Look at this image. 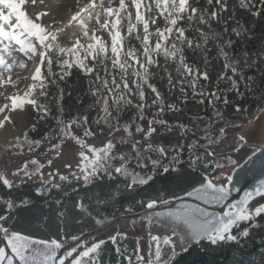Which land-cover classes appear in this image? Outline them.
I'll return each mask as SVG.
<instances>
[{
	"label": "trees",
	"instance_id": "obj_1",
	"mask_svg": "<svg viewBox=\"0 0 264 264\" xmlns=\"http://www.w3.org/2000/svg\"><path fill=\"white\" fill-rule=\"evenodd\" d=\"M203 4L204 0H200V5ZM110 6L117 8L119 0H112ZM24 7L26 9V4ZM126 12H129L128 8ZM125 14L124 11L120 13L121 17ZM144 14L148 15L147 12ZM227 17L231 19L225 26L223 19ZM114 18L110 17V21ZM126 24L127 20L121 19L122 35L126 34ZM237 25L246 29L241 37H236L231 32V29ZM156 26L162 27L163 21L157 20ZM224 27L229 29L227 34H223ZM153 30L154 26L150 24V31ZM201 31L208 34L206 40L201 35ZM186 36L193 40L194 45L197 42L200 44L198 48L185 47L183 54L186 62L193 68L206 70L209 76L207 81L198 80L197 92L211 93L217 90L222 95L219 100L211 96H194L185 83L184 87L187 91L182 97L179 84L175 89L168 84V73L172 74L174 82L181 78L179 72L176 71L177 62L172 59L165 62L161 55L157 57L159 65L149 67V71L154 75L149 78L148 83L154 84L161 93L165 107L163 115L157 112V105L152 104L156 96L147 85L144 87L145 99L143 101L139 98L138 90L133 87V94L126 97L131 101L130 104H123L122 108L120 105H113V97L123 90L121 88L108 97L109 105H113L110 108L112 117L109 118L108 123H105L102 119L105 113L101 109L104 106L102 97L108 95L107 90L101 87V94L94 97L92 92L95 91V87L92 74L73 66L67 70L70 74L60 80L62 69L56 63L52 64L51 72L56 75L49 79L55 82H45L43 91L47 93V98L38 97L39 88L33 93L34 97H38V103L44 104L49 111L44 113L35 107L36 116L32 125L24 130L23 136L17 139L16 144L4 146L5 160L0 162V177L5 178V168L9 164L8 154H17L31 147L37 141L45 139L54 130L70 131L69 123L85 115L88 117L87 121L71 124L76 125L83 134L88 130L93 133L86 137L111 139L116 144L114 153L117 156L123 154L129 159L135 153L132 144L135 141L142 142L144 135L136 132L135 128L139 126L145 130L144 124H148L153 116L156 119L166 120L171 125V130L153 125L157 130L149 139L163 145L167 156L160 158L154 170L148 163L147 157L151 155L152 159H157L158 153L142 152L136 157L137 160L148 164V167L142 169L133 161L130 170L134 169L144 178L151 175L152 179L147 184H136L131 188L127 187L130 183V178L127 176L113 171L111 175L103 173L85 180L86 174L81 168L68 176L60 175L57 182H52L51 178L41 177V163L35 159H29L23 165L21 176H25V170L32 173L31 176H25L26 179L13 184L11 188L0 181V215L7 217L2 222L6 227L34 237L64 240L101 226L120 214L141 210L151 200H160L183 193L204 181L205 175H212L217 169L232 164L229 157L215 156L209 148L226 137L229 128H240L264 110V3L261 0H251V4L244 8L237 0H229V11L222 14L220 24L212 22L210 26H201L192 21L191 26L187 28ZM229 37L233 41L230 49L223 43ZM81 42L87 43L83 39ZM129 45L135 49L141 48L140 41L134 37L125 40L126 49ZM221 48L243 60L240 76L235 78L237 80L240 77L247 79L241 81L239 92L232 91L230 82L226 79L223 81L219 79L220 74L224 72ZM107 63L113 72L118 71V69H112L110 61ZM43 72L48 75L47 66ZM227 74L232 75L230 71ZM132 79L131 76L128 77L130 86ZM184 79L187 81L192 77H184ZM245 83L249 86L246 87ZM151 94H153L152 97ZM225 96L228 100L226 104L224 103ZM209 99L213 100L211 104ZM97 100H101V103H97ZM201 100L203 103L199 102ZM141 103L145 105L144 108L138 107ZM168 104H175L180 111H169ZM59 108H62V111H59ZM115 108H120V111H115ZM141 116L144 119H140ZM126 124L132 125L127 131L124 128ZM113 126L118 130L111 131ZM118 131H123V135L113 137ZM33 161L37 163L34 164ZM25 165H27L26 169ZM118 165V160L113 161L112 168ZM38 167L39 172L36 171ZM163 168L169 170L165 172ZM33 176L36 178H32ZM61 176L67 179L61 180ZM221 177V174H217L214 179ZM54 185H59V187H54ZM21 200L27 203L21 204ZM9 202H13L14 207L7 208L6 205ZM81 202L87 205L85 209L76 207ZM244 229H248V236L241 235ZM231 234L238 235L239 238L236 241L225 240L219 244L202 241L186 251L175 250L172 244L164 243V237H160L161 260L164 264H264V213L259 216L254 215L251 221L238 223ZM141 240L139 236L120 233L114 242L109 238L105 239V243L93 255L98 256L99 264H131L139 260L136 259L137 255L142 257ZM1 245L0 240V247ZM129 257L131 260L128 259ZM155 264H161V261L155 259Z\"/></svg>",
	"mask_w": 264,
	"mask_h": 264
},
{
	"label": "snow or ice",
	"instance_id": "obj_2",
	"mask_svg": "<svg viewBox=\"0 0 264 264\" xmlns=\"http://www.w3.org/2000/svg\"><path fill=\"white\" fill-rule=\"evenodd\" d=\"M27 2L28 0H0V68H3L5 72L13 68L14 64L17 62L15 59L10 61L6 57H11L12 53L17 50L24 52L26 55H30V57L39 56V64L31 77L36 83L31 84L28 91L24 92L22 96L13 95L8 97L11 101V108L9 109V105L5 104L0 107V113H4L5 109L14 111L18 108H23L25 104L35 106L38 111L47 113L49 108L44 104H39L38 97H44L46 99L47 93L43 91L45 82H55L49 79V77L56 75L51 72L53 63H56L62 69V74L59 76L60 80H63L65 75L70 74L67 71L68 69L76 66L82 71L94 76L95 91L92 92L94 97L101 94V87L107 90L108 95L102 97L104 106L101 109V111L105 113V116L102 117L105 123H108L109 118L112 117L110 108L113 107V105H120L122 108L123 104L131 103L126 97L133 94V87L138 90L139 98L143 101L145 99V85H147L156 96L152 104L157 105V112L161 115L164 114L165 107L161 93L154 84L148 83L149 78L154 75L149 71V67L158 66L159 61L157 57L161 55L165 62L169 59L177 62L176 71L179 72L181 78L174 82L172 74L168 73V84L173 89L179 84V91L182 97L187 91L184 87L185 83H187V87L192 90L194 96H211L219 100L222 95V93L217 90H213L211 93L207 91L197 92L198 80L207 81L209 79L208 72L206 70L191 67L186 62V57L183 53L185 47L191 49L194 46L197 48L200 46L199 42L194 45L193 40L188 39L186 36L187 28L191 26L192 21H195L201 26H210L212 22L220 24L222 14L229 11V0H204L203 5H200V0H131L136 11L135 23L132 22V14L126 12L127 6L125 0H119V6L117 8L109 6L105 9L108 17L115 18L111 21L105 19L103 24H99L98 14L96 17H93L92 12L89 11V9H94L96 7V0H91V3L76 12L71 19L77 21L82 26L84 29L83 36H88V22H86L84 18H81L82 13L87 14V21H91L95 18L99 28L109 32L111 36L110 46L93 31L90 38L94 41L93 43H82L81 39L78 38L71 47L62 46L59 42L58 32L63 31V29H57L52 25L46 26L39 22L42 16L47 15L46 12L37 13L34 18L29 16L24 7ZM237 2L244 8H247L251 4V0H237ZM261 2L264 3V0H261ZM31 3L34 5L36 0H31ZM111 3L112 0H109V4ZM153 9H155V11H153ZM122 11L126 13L124 17L120 15ZM145 12L148 13L147 16H145ZM257 14H259V12H257ZM121 19L127 20L125 35L121 34ZM229 19H231V17L223 19V24L225 26ZM157 20L163 21L162 27L156 26ZM138 24L142 26V36L140 34L141 30L137 28ZM150 24L154 26L153 31H150ZM228 31L229 29L224 27L223 34H227ZM231 32L236 37H241L245 34L246 29L240 28L239 25H237L231 29ZM201 35L205 40L207 39V33L201 31ZM133 37L140 41V49H135L130 45L126 49L125 40ZM152 37H155V39H152ZM217 38H219V36H217ZM223 43L230 49L233 41L229 37L227 40H224ZM17 45L19 46L18 49L15 47ZM220 52L224 58V72L220 74L219 79L222 81L226 79L230 82V89L239 92L241 81L247 79L245 77H240L239 80L235 78L240 76L243 60L238 59L234 54H230L229 51H224L223 48L220 49ZM107 61L111 62L112 69H118V71L113 72L109 69ZM45 66H47L48 75H45L43 72ZM229 71L232 73L230 76L227 74ZM165 72H167V69H165ZM101 73H103V75H101ZM129 76L133 78L131 86L128 80ZM184 77H192V79L185 81ZM5 83L15 84L16 81H13L11 76L5 79L4 73L0 72V86H3ZM245 86L248 87L249 85L245 83ZM37 88H39L40 91L38 97H34L33 93L36 92ZM121 88L123 90L113 97V105H109L108 97ZM240 94L243 95V93ZM96 102L101 103V100H97ZM199 102L203 103V100ZM212 102L213 100L209 99V103L211 104ZM224 103H228L226 96L224 97ZM138 107L144 108L145 105L141 103ZM167 109L171 112L180 111L175 104H168ZM58 110L62 111V108ZM114 110L119 112L120 108H115ZM87 119L88 117L86 115L78 117L71 121L68 127H71V123L87 121ZM140 119H144V117L141 116ZM9 120L10 117L4 115V121ZM148 124L149 127L147 131L139 126L135 128L136 132L143 133L144 135L142 137V142L135 141L132 144L135 153L131 159L123 154L117 156L113 151L116 148V144L111 139L99 148L87 145L84 141H80L81 145L88 149L87 152L81 151L79 153L80 164L78 167L86 174L84 177L85 180L95 178L103 173L111 175L114 171L115 173L130 178V183L127 185L128 188L136 184H147L149 180L152 179L151 175L144 178L140 176L139 173L135 172L134 169L130 170V165L135 161L142 169H145L148 167V164L137 160L136 157L140 156L142 152L149 154L158 153L159 157L157 159H152L151 155L147 157L148 163L152 165L154 170L156 165L159 164L160 158L167 156V152L163 145L154 143L149 139L157 130L153 125H159L166 130H171V125L168 121L156 119L155 116L148 121ZM2 126L3 121H0V127ZM131 127V124L124 125L126 131ZM182 127L186 128V126ZM116 130L118 129L115 126L111 129V131ZM92 134L90 130L84 133L85 136ZM130 134L131 133H129V135ZM77 139L79 140L78 137ZM89 153H91V155ZM195 159H199V157H195ZM116 160L119 161V165L113 169L112 163ZM33 163L35 164L37 162L33 161ZM48 163L50 164L51 161H48ZM26 168L27 165H25V169ZM168 170V168H163L165 172ZM36 171L39 172V167ZM24 175L31 176L32 173L25 170ZM60 179L64 180L67 178L61 176ZM229 179H231V177H229ZM0 181L8 188L13 187V184L4 177H0ZM54 187H59V185H54ZM209 189L212 191L209 192ZM227 192L228 188L226 186L217 185L213 183L211 179H208L201 187L196 188L193 192L187 193V195L193 196L198 193H203V196L200 197L201 199L207 198L209 202L222 203L226 199ZM20 203L24 204L27 202L21 200ZM156 203V201H151L147 206L152 208ZM164 203L167 204L168 202L164 201ZM6 207L12 208L14 207V203L9 202ZM76 207L85 209L87 205L81 202L78 203ZM232 209L233 210L224 213L223 216H217L209 213L206 209L182 206L181 209H177L174 213L169 212L168 215L174 216L177 220L182 219L183 223L188 226L186 236H182L181 239L198 240L207 238L215 244L224 240L236 241L239 237L238 235L231 234L232 227L237 225L240 221H251L254 215L259 216L264 213V205L257 206L254 211H250L247 208H238L236 205H232ZM6 219V216L0 215V233L5 235L8 244L11 246V251L15 253V256L18 257L19 261L23 262V264H53V262L57 260H59V264H65L66 256H73L80 246L78 244L76 247L67 250L66 256L59 255L57 250L64 248V244L57 240L37 239L21 234L18 231H9L8 227L2 223ZM175 235L176 232L173 231L171 236L164 237V243L172 244V236ZM241 235L248 236V229H244ZM72 239L78 240L79 238L72 237ZM109 239L114 242L116 236L110 237ZM153 239L158 241L154 254L155 259L161 261V264H164L161 260L162 253L159 247L160 237L155 236ZM104 243V240H100L93 243L90 247H86L75 256L72 260V264H99L98 256L93 254L97 253ZM172 247L174 248L175 245L172 244ZM183 250L186 251L187 249L185 248ZM128 259L131 260V257ZM136 259H142V257L137 255ZM5 260H7V264H13V258L7 255L5 248L0 247V264H3ZM149 264H152V262L149 261Z\"/></svg>",
	"mask_w": 264,
	"mask_h": 264
},
{
	"label": "rangeland",
	"instance_id": "obj_3",
	"mask_svg": "<svg viewBox=\"0 0 264 264\" xmlns=\"http://www.w3.org/2000/svg\"><path fill=\"white\" fill-rule=\"evenodd\" d=\"M46 1V2H45ZM49 1V2H48ZM74 2L75 6H77L79 3H81L83 0H36V3L33 5L31 3V0H28L26 3V10L31 17H35L37 13L46 12L47 15L42 16L41 22L42 24L48 26L52 25L55 28H58V21L56 20V17L54 15L52 7H54L57 12L58 11H67L69 13L74 9L73 7L66 8L64 6V2ZM125 4L128 8V11L132 14V20L135 23V15L136 11L134 6L131 3V0H125ZM102 11L98 14L99 15V24H103L105 19L110 20V17L107 16V13L105 12V9L110 6L109 0H102ZM95 17V16H93ZM88 22V32L89 37L83 36V31L81 33H72L70 37H59V42L64 46H69L73 44V42L76 41V39H83L87 43H93L94 41L91 38L92 32L95 31L96 35L101 37V39L106 42L109 46L111 43V36L108 31H105L101 28H99V25L97 24V21L95 18H93L91 21ZM137 28L141 30L142 33V26L137 25ZM78 27H75L74 31L76 32ZM140 33V34H141ZM74 34V35H73ZM17 49L19 46H15ZM7 58V57H6ZM9 60L15 59L17 62L15 65V68L11 69L8 72H5L3 68H0V72H3L5 75V79L8 76H11L13 81H16L15 84L12 83H5L4 87L12 88V90L8 91H2V86H0V107H2L5 104L9 105V109L11 108V101L8 99V97L13 95H23L24 92L28 91L29 86L33 83H36L31 79L32 75L35 72V69L37 65L39 64V56H31L26 55L24 52L21 51H14L12 53L11 57H8ZM24 65V66H21ZM152 93V92H151ZM153 94H151V97ZM9 109H5L4 113H0V121H3L4 115H8L10 117V120L7 121V124L4 125L6 130L9 132L16 131L18 132L15 136V140L11 143L3 144L0 140V162L5 160L4 158V146L6 145H14L17 143V139L21 138L23 136V132L26 128H28L35 120L36 116V108L35 106L25 104L23 108L16 109V115H11ZM14 116V117H13ZM264 119V110L260 112L252 121L242 125L240 128H229L227 130L229 137L232 135H235L237 133L242 134L246 136L250 141H256L260 142L263 139L264 133L261 132L262 127V121ZM20 121L23 122V125L19 127ZM149 127L147 123L144 124L145 131ZM263 131V129H262ZM123 135V131L116 132L113 137L121 136ZM79 138V140L77 139ZM80 141H84L87 145H92L94 147H102L104 143H106L107 139H97L93 137H86L81 130H79L76 125L71 124L70 131L65 130H54L52 131L45 139L37 141V143L32 144L31 147L22 150L21 152L17 154L10 153L7 156V159L9 161V164L5 168L4 176L7 180H9L12 184H17L21 182L22 180L26 179L27 177L21 176V172L23 170V165L29 160V159H35L38 162L41 163V169H40V175L43 179L51 178L52 182H57V179L60 175L68 176L70 173L78 169V165L80 164V156L79 153L81 151L87 152L88 149L83 147L80 143ZM224 142H222L219 145L214 146L211 149V152L213 154H221L218 150ZM250 152V149L248 147H243L239 149L238 151L226 154L225 157H229L231 159V165L228 167L217 169L214 174L209 175L210 178H212L215 181H222L225 180L227 175L230 173V171L233 169L234 165L238 162H240L248 153ZM91 155V153H89ZM48 161H51L49 164ZM19 170V171H18ZM217 174H221V178H216ZM214 175V176H213ZM32 178H36V176H33ZM218 183V182H217ZM264 204V196L256 199L249 207L248 210L254 211V209L257 206ZM116 228L111 229L110 231L106 232L105 234L99 236L95 241L88 242L87 246L82 247L80 250L77 251L76 254L69 257L65 262V264H69V262L75 258L76 255L79 254V252L83 251L86 247H90L93 243L96 241L106 238V237H113L117 236L120 233H129L136 236H139L141 240V255L142 259H139L136 262H133L131 264H149V261L152 262V264H155V250L157 247L158 241L154 240V236H149V232L142 228L139 230H130L126 228L125 226H115ZM158 237H163L159 236ZM168 236V235H166ZM165 236V237H166ZM150 241H152L153 246L151 248Z\"/></svg>",
	"mask_w": 264,
	"mask_h": 264
},
{
	"label": "water",
	"instance_id": "obj_4",
	"mask_svg": "<svg viewBox=\"0 0 264 264\" xmlns=\"http://www.w3.org/2000/svg\"><path fill=\"white\" fill-rule=\"evenodd\" d=\"M263 121H264V119H263ZM263 121H262L261 132L263 129ZM229 140L234 141V142H232L231 146L229 148L227 147L225 150V148H223V147L225 144H227V142ZM222 142H224V144L218 149L221 154L218 155V154H213L211 152L213 155L218 156V157H225L226 154L238 151L239 149H241L243 147H248L250 149V152L240 162H238L234 165L233 169L227 175L225 180L216 181L220 184H226L228 191H229V193H227V195H226V199L222 203L207 201L208 203L205 205V203H204L205 200L204 201L201 200L202 202H200L199 199L198 200H194V199L192 200V199L185 198V195L188 192L197 188L200 184H202L206 180L210 179L209 175H205L204 181L198 183L197 185L193 186L192 188L188 189L187 191H185L183 193H180L178 195L169 196V197H166V198H163L160 200H156V199L151 200V201L157 202L155 204V206L153 207L154 212L161 211V209H164V208L165 209H167L168 207L170 208L172 206V204H174L175 202L178 203L179 201L189 200V201H192L193 203H195L197 205L196 207H199L201 209H206L209 213L215 214L217 216H223L224 213L228 212L227 211L228 206L236 205L239 202L238 199L241 197V194L245 189H247L250 185L255 184V183H257L263 179V177H264V136H263L262 141L256 142V141H250L246 136L237 133V134L232 135L230 137H229V135H227L222 140H220L216 145H219ZM216 145L211 146L209 148L210 151ZM229 177H231V179H229ZM236 188H237V190H236ZM249 188L251 189V187H249ZM261 197H263V196H261ZM151 201H149V202H151ZM164 201H167L168 203L165 204ZM148 203L141 210L120 214V215L114 217L113 219H111L109 222H107L101 226L86 230V231L81 232L79 234L73 235L67 239H64V240L52 239V240H57L58 242L65 245L64 248L57 250L58 254L65 256L67 253V250H69L72 247H76L78 244L82 245L83 243L86 242L85 245L81 246L78 249V250H80L82 247L87 246L88 242L95 241L99 236L105 234L106 232L110 231L113 228H116L115 226L122 219H126V218L132 219V218L140 217L144 211L149 209V207L147 206ZM250 205L247 207V209H249ZM240 222H244V221H240ZM240 222H238V223H240ZM235 226L236 225H234L232 227L231 232ZM126 228H128V227H126ZM9 231H13V230L9 229ZM21 234H23V233H21ZM127 234H129V233H127ZM24 235H27V234H24ZM27 236H30V235H27ZM149 236L150 235H148V237ZM161 236L165 237L166 235H161ZM30 237L37 238V239H44V238H39V237H34V236H30ZM72 237H78L79 239L73 240ZM107 238H109V237H106V238H103L100 240H105ZM0 240H1V244H2L1 247L6 248L8 250L10 248V245L8 244L6 237L3 236L2 233H0ZM45 240H50V239H45ZM100 240H98V241H100ZM98 241H96V242H98ZM202 241H210V240H208L207 238H201L198 240H193L187 246H184V247L177 246L173 241H172V244L175 245V247H174L175 250H183L185 248L189 249L191 246L196 245ZM224 241L217 242V244L222 243ZM72 260L69 262V264L72 262ZM58 262H59V260L55 261V264H58ZM21 264H23V262Z\"/></svg>",
	"mask_w": 264,
	"mask_h": 264
},
{
	"label": "bare ground",
	"instance_id": "obj_5",
	"mask_svg": "<svg viewBox=\"0 0 264 264\" xmlns=\"http://www.w3.org/2000/svg\"><path fill=\"white\" fill-rule=\"evenodd\" d=\"M89 3H91V0H83L77 6H75V3L72 1H70L68 3L64 2V6H66V8L75 6V7H73L74 9H72V11H70L69 13H67V11H65V10L57 12L56 10H54L55 8L52 7L54 15L56 17V20L58 21L57 22L58 23L57 29H63V31L58 32V38L61 36L70 37L72 35V33L78 34L84 30L82 28V26L77 21L72 20L71 17L76 12L80 11L81 8H84L85 6H87ZM101 4H102V0H96V7L94 9H89V11L92 12L93 16L96 17L97 14H99L102 11L103 8H102ZM81 18H84L87 22V14L86 13H82ZM75 27H78L76 32L74 31ZM86 37L88 38L89 36H86ZM13 68H15V65L13 66ZM4 86L5 85L2 86V91H8L9 89L4 87ZM10 90H12V88H10ZM0 94H1V92H0ZM10 113H11V115H16L15 110L10 111ZM6 124H7V121H4V119H3V126L0 127V140L3 144L11 143L12 140L14 141L15 136L18 133L16 131L9 132L8 130H6V128L4 127V125H6ZM22 125H23V122L20 121L19 127H21ZM262 132L264 133V121H263V131ZM232 142H234V141L229 140L227 142V144L224 145L223 148H225V150H226L227 147L229 148L231 146ZM210 179L213 181V183H215L217 185L226 186V184H220V183H217L216 181H214L212 178H210ZM205 182L200 184L197 188L201 187V185H203ZM262 182H264V177L261 181L250 185L249 187H251V189L249 187H248L249 189L248 188L245 189L242 192L241 197L238 199L239 202L236 204V206L238 208H247L254 200H256L257 198H259L261 196H264V183H262ZM195 189L191 190L190 192H193ZM236 190H237V188H236ZM208 191L211 192L212 190L209 189ZM227 193H229V191ZM247 194H251V195H247ZM201 196H203V193H198V194H195L193 196H188L186 194L185 198L192 199V200L193 199L194 200L199 199L200 202L205 200L204 203L206 205L208 203L207 202L208 199L207 198L201 199L200 198ZM182 206L196 207L197 205L195 203H193L192 201L187 200V201H179L178 203L175 202L174 204H172V206L170 208L169 207L167 209L164 208L158 212H154L153 207H152V208H149L146 211H144L140 217L132 218V219L126 218V219L120 220L116 226H126L131 230H139V229L144 228L149 232L150 236H154V235H156V236L157 235H159V236L160 235L171 236L172 232L175 231L176 235L172 236V241L177 246L184 247V246H187L191 241H193V240H189V239H181L182 236H186V233L188 231V226L183 223L182 219L177 220L174 216L168 215L169 212L174 213L177 209H181ZM230 210H233L232 205L228 206L227 211L229 212ZM3 236H5V235L3 234ZM85 244H86V242L83 243L82 245H80L77 248V251L81 246H83ZM150 246L152 248V246H153L152 241H150ZM5 250H6L7 255L11 256L13 258V264H21L22 263L19 261L18 257L15 256V253H13L11 251V246L8 250L6 248H5ZM68 258L69 257L66 256L65 261ZM3 264H7V260H5L3 262ZM53 264H55V261L53 262ZM58 264H59V262H58Z\"/></svg>",
	"mask_w": 264,
	"mask_h": 264
}]
</instances>
